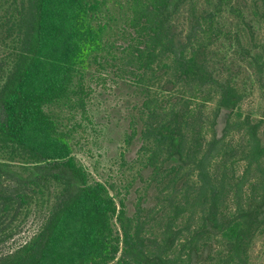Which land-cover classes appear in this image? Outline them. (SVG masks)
Listing matches in <instances>:
<instances>
[{"label": "trees", "instance_id": "16d2710c", "mask_svg": "<svg viewBox=\"0 0 264 264\" xmlns=\"http://www.w3.org/2000/svg\"><path fill=\"white\" fill-rule=\"evenodd\" d=\"M258 28L264 0H0V264H253L264 116L225 46L264 89ZM108 78L158 193L134 215L76 153Z\"/></svg>", "mask_w": 264, "mask_h": 264}, {"label": "rangeland", "instance_id": "374dc122", "mask_svg": "<svg viewBox=\"0 0 264 264\" xmlns=\"http://www.w3.org/2000/svg\"><path fill=\"white\" fill-rule=\"evenodd\" d=\"M55 3L56 0H53V6H55ZM258 29L263 39L264 28ZM225 50H228L226 54L233 63L231 67L238 73L243 71L240 81L247 88V93L241 105L242 111L252 113L255 117L264 116V89L260 86L259 81L253 82L249 78L250 72L244 70L245 62L233 54L234 49L230 50L225 46ZM93 89L89 106L90 126L87 133L84 132L89 140L85 148L77 150L76 153L93 177L109 186L110 192L116 197L119 204L120 197L129 199L136 193L135 187L146 185V181H143L138 173L140 170L147 177L149 169L138 168L141 163L136 159L139 148L137 142L135 141L130 146L125 140L128 129L126 107L128 99H132L130 95L109 78L106 82L103 80L97 83V80H95ZM213 107L214 105H211L209 108ZM226 117L227 115L224 113L217 127L220 137L223 135L222 122ZM210 137L211 134H209ZM149 191L151 192V198L148 204L150 202L149 205H153V203H156L158 193L152 188ZM142 192H144V189ZM37 216L38 213H32L26 220L23 230L15 236L17 241H23L24 237L31 234L37 227ZM250 256L253 264H264V231L255 237L250 248Z\"/></svg>", "mask_w": 264, "mask_h": 264}, {"label": "flooded vegetation", "instance_id": "af4514ba", "mask_svg": "<svg viewBox=\"0 0 264 264\" xmlns=\"http://www.w3.org/2000/svg\"><path fill=\"white\" fill-rule=\"evenodd\" d=\"M143 189H144V192H142ZM131 190H132V187L129 191V195L131 194ZM135 190H137L136 193L133 196L130 195L131 197H129V199L123 198V200L127 206V210H128L130 215H134V214L140 212L138 206L141 204L147 208L151 206V205H149L150 202L148 204V201L151 198V192L149 191V188L146 185L145 186L142 185V186L135 187ZM154 204L155 203H153V205ZM207 254H208V252H207V250H205L204 257H207Z\"/></svg>", "mask_w": 264, "mask_h": 264}]
</instances>
